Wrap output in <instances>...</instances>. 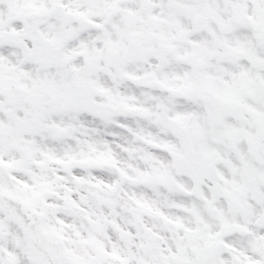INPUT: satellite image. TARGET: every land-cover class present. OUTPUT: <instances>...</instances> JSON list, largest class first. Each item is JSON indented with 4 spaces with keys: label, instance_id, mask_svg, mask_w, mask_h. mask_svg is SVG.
<instances>
[{
    "label": "snow or ice",
    "instance_id": "obj_1",
    "mask_svg": "<svg viewBox=\"0 0 264 264\" xmlns=\"http://www.w3.org/2000/svg\"><path fill=\"white\" fill-rule=\"evenodd\" d=\"M0 264H264V0H0Z\"/></svg>",
    "mask_w": 264,
    "mask_h": 264
}]
</instances>
